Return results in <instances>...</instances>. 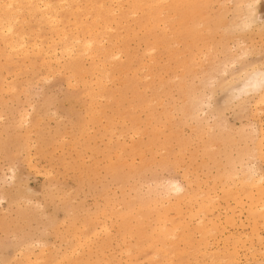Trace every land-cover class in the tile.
<instances>
[{"label":"rangeland","instance_id":"obj_1","mask_svg":"<svg viewBox=\"0 0 264 264\" xmlns=\"http://www.w3.org/2000/svg\"><path fill=\"white\" fill-rule=\"evenodd\" d=\"M11 1L0 264H264V0Z\"/></svg>","mask_w":264,"mask_h":264},{"label":"bare ground","instance_id":"obj_2","mask_svg":"<svg viewBox=\"0 0 264 264\" xmlns=\"http://www.w3.org/2000/svg\"><path fill=\"white\" fill-rule=\"evenodd\" d=\"M7 1L9 2V0H7ZM10 1H11V0H10ZM25 1H27V0H25ZM25 1H23V2H25ZM29 1H31V0H29ZM41 1H42V0H41ZM41 1H39L40 4H42ZM43 1H44V0H43ZM59 1H61V0H59ZM59 1H58V2H59ZM1 2H2V1H1ZM1 2H0V3H1ZM12 2H14V1L12 0L7 6L9 7V5H10ZM36 2H37V1H36ZM36 2H35V4H38V3H36ZM91 2H92V1H91ZM91 2H90V5H91ZM140 2H141V1H140ZM146 2H147V0H146ZM177 2H178V1H177ZM182 2H183V1H182ZM2 3H3V2H2ZM15 3H16V4H19V2H18V3L15 2ZM15 3H13V4L15 5V7H17ZM66 3H67V2H66ZM250 3H251V2H250ZM13 4H12V5H13ZM43 4L46 6V8H48V9H46L47 11L49 10V7H52V5L50 6V4H51L50 1H46V3L43 2ZM52 4H53V2H52ZM139 4H140V3H139ZM166 4H167V3H166ZM4 5H5V4H4ZM14 5H13V6H14ZM30 5H31V3H30ZM44 5H43L42 7H44ZM92 5H93V4H92ZM92 5H91V6H92ZM151 5H152V4H151ZM153 5H155V4H153ZM153 5H152V6H153ZM18 6L20 7V4H19ZM21 6H22V5H21ZM27 6H28V4H27L25 7H27ZM62 6H63V5H62ZM253 6H254V5H253ZM0 7L3 8V6H0ZM8 7L4 6V9H5V8L8 9ZM19 7H18V8H19ZM25 7H24V8H25ZM36 7L38 8V6H36ZM40 7H41V6H40ZM18 8H17L16 11L19 12ZM77 8H78V7H77ZM77 8H76V9H77ZM100 8H102V7L100 6ZM22 9H23V8H22ZM25 9H26V8H25ZM34 9H35V6L33 7V10H34ZM102 9H103V8H102ZM0 10H1V12H2V9H1V8H0ZM20 10H21V9H20ZM29 10H32V9H29ZM35 10H36V9H35ZM35 10H34V11H35ZM37 10H40V9L38 8ZM37 10H36L35 12H37ZM67 10H68V9H67ZM98 10H99V9H98ZM98 10H97V11H98ZM100 10H101V9H100ZM150 10H151V9H150ZM160 10H161V9H160ZM4 11H5V10H4ZM4 11H3V12H4ZM7 11H8V10H7ZM25 11H27V10H25ZM34 11H33V12H34ZM57 11H58V10H57ZM80 11H81V10H80ZM162 11H163V10H162ZM3 12H2V13H3ZM5 12H6V11H5ZM5 12H4V13H5ZM11 12H13V10H12ZM11 12H10V14H11ZM48 12L50 13V10H49ZM2 13H1V14H2ZM14 13H15V11L13 12V14H14ZM19 13H20V12H19ZM21 13H22V12H21ZM56 13H57V12H56ZM13 14H12V15H13ZM44 14H45V13H44ZM54 14H55V12H54ZM151 14H152V13H151ZM198 14H199V13H198ZM12 15H11V16H12ZM42 15H43V14H42ZM45 15H46V14H45ZM45 15H44V16H45ZM48 15L51 16V14H48ZM199 15H200V14H199ZM40 16H41V15H40ZM96 16H97V15H96ZM157 16H158V15H157ZM7 17H8V16H7ZM48 17H49V16H48ZM48 17L46 16L47 19L50 18V17H49V18H48ZM55 17H56V15H55ZM55 17H53V19H54ZM57 17H58V16H57ZM57 17H56V18H57ZM69 17H70V16H69ZM69 17H68V19H69ZM251 17H252V16H251ZM12 18H14L15 21H16L15 15L12 16ZM12 18H11V19H12ZM19 18H20V17H19ZM51 18H52V17H51ZM98 18H99V17H98ZM189 18H190V17H189ZM6 19H8V18H6ZM27 19H28V18H27ZM41 19H42V18H41ZM41 19L39 18V20H41ZM73 19H74V18H73ZM93 19H94V18H93ZM96 19H97V18H96ZM8 20H9V19H8ZM17 20H18V18H17ZM23 20H24V19H23ZM37 20H38V19H37ZM50 20H51V19H50ZM56 20H57V19H56ZM58 20H59V19H58ZM43 21H45V20L43 19L42 22H43ZM46 21H47V20H46ZM51 21H52V20H51ZM54 21H55V20H54ZM93 21H94V20H93ZM4 22H5V21H4ZM17 22H18V21H16V23H17ZM21 22H22V21H21ZM21 22H20V23H21ZM27 22H28V21H27ZM32 22H33V21H32ZM37 22H38V21H37ZM42 22H41V23H42ZM58 22H59V21H57V24H58ZM11 23H12V21H11L10 23H8L9 26L6 25V26L8 27V29L5 27V28L7 29V31L5 30V31H6L5 33H7V32L10 33V32H12V34H13V33L15 34V35L13 34L14 37H15V36H17V35H16L17 32H13V31H12V29H13V26H12V25H13V24H11ZM14 23H15V22H14ZM46 23H47V22H46ZM46 23H45V24H46ZM51 23H52V22H51ZM55 23H56V22H55ZM55 23H54V24H55ZM3 24H4V23H3ZM48 24H49V23H48ZM48 24H47V25H48ZM79 24H80V22H79ZM49 25H50V24H49ZM4 26H5V25H4ZM54 26H55V25H54ZM106 26H107V25H106ZM1 27H3V25H1L0 28H1ZM50 27H51V26H50ZM52 27H53V26H52ZM57 27H58V26H57ZM57 27H56V28H57ZM77 27H78V26H77ZM54 28H55V27H54ZM75 28H76V27H75ZM38 29H39V28H38ZM59 29H60V28H59ZM76 29H77V28H76ZM79 29H80V28H79ZM108 29H109V27H108L106 30H108ZM1 30L3 31L2 28H1ZM63 30H64V29H63ZM73 30H74V28H73ZM61 31H62V29H61ZM69 31H70V30H69ZM95 31H96V30H95ZM97 31H98V29H97ZM97 31H96V32H97ZM18 32H19V31H18ZM0 33H1V32H0ZM2 33H3V32H2ZM2 33H1V34H2ZM68 33H69V32H68ZM68 33H66V34H68ZM74 33H75V32H74ZM23 34H24V33H23ZM88 34H89V33H88ZM3 35H4V34H3ZM3 35H2V37H3ZM9 35H10V34H9ZM25 35H26V34H25ZM25 35H21V37H23V36L25 37ZM59 35H60V34H59ZM63 35H64V34H63ZM75 35H76V33H75ZM172 35H173V34H172ZM7 36H8V35H7ZM93 36H94V35H93ZM173 36H174V35H173ZM2 37H1V38H2ZM5 37H6V35L4 36V38H5ZM21 37H20V38H21ZM64 37H66V35H64ZM64 37H63V40L65 41ZM74 37H75V36H74ZM77 37H78V36H77ZM179 37H180V36H179ZM16 38H17V37H15V41H17ZM25 38H26V37H25ZM60 38H61V36H60ZM11 39H12V37L10 38V41H11ZM23 39H24V38H23ZM23 39H22V40H23ZM78 39H80V38H78ZM2 40H4V39H2ZM20 40H21V39H20ZM58 40L60 41L59 38H58ZM75 40H76V39H75ZM10 41H9L8 43H11V42L13 43V41H11V42H10ZM23 41H24V40H23ZM26 41H27V40H26ZM54 41H55V40H54ZM67 41H68V40H67ZM71 41H72V40H71ZM77 41H79V40H77ZM17 42H18V41H17ZM17 42H16V44L18 45V43H20V42H18V43H17ZM24 42H25V41H24ZM24 42H23V50H22L23 52L26 51V50H24V49H27L26 47L24 48V44H25ZM81 42H82V41H81ZM87 42H88V41H87ZM188 42H189V41H188ZM8 43H7V44L5 43L6 46L9 45ZM79 43H80V42H79ZM79 43H78V45H79ZM82 44H85V43H82ZM86 44L88 45V48H89V45L91 44V42L89 41V43H86ZM92 44H93V40H92ZM97 44H98V43H97ZM163 44H164V43H163ZM11 45H12V44H11ZM13 45L15 46V44H13ZM20 45H22V44H20ZM33 45H34V44H33ZM35 45H36V44H35ZM161 45H162V44H161ZM82 46H86V45H82ZM96 46H97V45H96ZM29 47H30V46H29ZM29 47H28V48H29ZM92 47H94V46H92ZM8 48H9V47H8ZM12 48H13V47H11L10 49H12ZM32 48H33V47H32ZM63 48H64V47H63ZM86 48H87V46H86ZM86 48L84 47V49H85L84 51H86ZM10 49H9V50H10ZM14 49H16V48H14ZM64 49H65V48H64ZM66 49H67V48H66ZM80 49L82 50V48H80ZM67 50H71L70 52H73L72 49H67ZM67 50H65V51H67ZM77 50H79V49H77ZM89 50H90V48L88 49V51H89ZM106 50H107V49H106ZM7 51H8V50H7ZM11 51H13V50H10V52H11ZM65 51H64V52H65ZM79 51H80V50H79ZM84 51H83V52H84ZM97 51H98V50H97ZM152 51H153V50H152ZM23 52H22V53H23ZM26 52H27V51H26ZM70 52H69V53H70ZM112 52H113V51H112ZM17 53H18V52H17ZM67 53H68V52H66V54H67ZM93 53H94V52H93ZM7 54H8V53H7ZM19 54H20V52H19ZM62 54H63V53H62ZM64 54H65V53H64ZM71 54H72V53H71ZM80 54H81V53H80ZM84 54H85V53H84ZM94 54H96V52H95ZM94 54H93V55H94ZM109 54H110V52H109ZM113 54H114V53H113ZM115 54H117V52H116ZM115 54H114V55H115ZM69 56H70V54H69ZM71 56H72V55H71ZM76 56L78 57V56H79V53H77ZM74 57H75V56H74ZM98 57H99V56H98ZM111 58H112V57H111ZM111 58H110V59H111ZM101 64H102V63H101ZM101 64L99 65L100 67H101ZM102 65H103V64H102ZM99 66H98V67H99ZM103 66H104V65H103ZM104 67H105V66H104ZM100 69H101V68H100ZM101 70H102V69H101ZM104 73H105V75H107L109 72H108V73H107V72H104ZM106 73H107V74H106ZM99 74H100V72H99ZM99 74H98V75H99ZM253 74H254V75H253ZM253 74H251V75L247 78V79H250V82H249L247 85H245V87H246V92H252V91H253V92H259V91L263 88V85H264V84H263V82H264V81H263V80H264V76H263L260 72H258V71L254 72ZM101 75H102V74H100V76H101ZM103 75H104V74H103ZM105 77H107V76H105ZM106 79H107V78H106ZM250 177H251V176H250ZM248 179H249V178H248ZM259 179H260V177H259ZM261 180L264 181V178L262 179V177H261L260 182H261ZM258 182H259V180H258ZM258 182H257V183H258ZM260 182H259V183H260ZM253 183H254V182H253ZM257 183H256V184H257ZM261 183H262V182H261ZM173 184H175V182H174ZM177 184H178V183H177ZM251 184H252V183H251ZM178 185H179V184H178ZM173 186H174V185H173ZM249 186H250V185H249ZM254 186H255V185H254ZM254 186H251V187H254ZM257 186H258V185H257ZM259 186H260V185H259ZM261 186H262V185H261ZM263 186H264V185H263ZM176 187H177V189H178V186H176ZM177 189H176V190H177ZM179 189H180V188H179ZM259 189H260V188H258V189L255 190V191H258ZM259 193H261V195L264 194V189L260 190ZM260 197L262 198V196H260ZM186 198H187V197H186ZM262 199H263V198H262ZM262 202H263V201H262ZM252 208H253V207H252ZM252 208H250V209L252 210ZM262 208L264 209V204H263ZM262 211H263V210H262ZM262 211H261V212H262ZM262 214H264V213H262ZM163 223H166V222H163ZM162 225H163V224H162ZM164 226H165V225H164ZM172 226H174V225L172 224ZM172 226H171V227H172ZM164 238H165V236H164Z\"/></svg>","mask_w":264,"mask_h":264}]
</instances>
